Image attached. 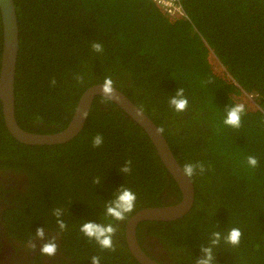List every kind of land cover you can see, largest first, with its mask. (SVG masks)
<instances>
[{
  "label": "trees",
  "instance_id": "obj_1",
  "mask_svg": "<svg viewBox=\"0 0 264 264\" xmlns=\"http://www.w3.org/2000/svg\"><path fill=\"white\" fill-rule=\"evenodd\" d=\"M14 2L18 125L35 134L62 131L82 93L110 76L117 90L164 129L180 166L203 162L208 169L191 179L189 213L174 222L140 223L139 241L146 227L174 248L178 264H195L213 232L224 235L238 227L239 246L222 240L213 249L214 264H264V0H180L188 18L177 21L151 0ZM93 42L102 44L103 52H93ZM2 47L0 16V63ZM212 62L221 67L219 73ZM77 74L84 76L82 85ZM178 88L189 101L183 113L168 103ZM242 94L252 96L258 108L244 107L241 127L234 129L223 121ZM97 134L104 143L93 148ZM248 156L257 158L256 168L247 165ZM127 160L132 172L124 175L119 169ZM0 170L23 176L28 184L11 211L17 233L26 229L31 235L43 227L70 249L72 243L83 255L90 249L102 264H137L124 239L127 220L117 225L115 252L101 250L80 232L83 222L115 223L105 217L104 206L122 186L137 195L131 216L181 199L148 136L102 97L94 99L82 132L54 146H28L12 138L0 102ZM96 177L100 184H93ZM56 208L64 210V232L52 214Z\"/></svg>",
  "mask_w": 264,
  "mask_h": 264
},
{
  "label": "water",
  "instance_id": "obj_2",
  "mask_svg": "<svg viewBox=\"0 0 264 264\" xmlns=\"http://www.w3.org/2000/svg\"><path fill=\"white\" fill-rule=\"evenodd\" d=\"M0 16L3 33V47L0 63V102L6 129L12 138L28 146L62 145L76 138L83 130L87 118L82 119V113L91 109L95 98L102 96V84H97L85 90L76 106L71 121L62 131L54 134H35L22 129L15 118V74L19 50V26L14 0H0ZM116 89V88H115ZM128 118L136 123L148 136L154 146L157 156L175 180L181 192L179 202L161 207L142 209L133 214L125 224V238L130 254L139 264H158L148 258L141 250L137 240V227L142 222H172L186 216L194 203V187L181 171V166L173 155L164 135L158 132V127L143 112L137 115L138 108L121 91H115L111 100Z\"/></svg>",
  "mask_w": 264,
  "mask_h": 264
},
{
  "label": "clouds",
  "instance_id": "obj_3",
  "mask_svg": "<svg viewBox=\"0 0 264 264\" xmlns=\"http://www.w3.org/2000/svg\"><path fill=\"white\" fill-rule=\"evenodd\" d=\"M92 51L95 53L103 52L102 44L98 42H93L91 45ZM74 79L78 84L84 83V76L77 74ZM52 86L56 85V80L53 78L50 81ZM102 102L111 101L115 97V85L110 76L105 77L102 82ZM169 106L177 113L185 112L189 107V101L185 95L184 88H178L174 95L169 98ZM245 114V108L243 105H235L227 109L226 118L223 123L226 126L238 129L241 127L242 116ZM138 116L143 115V109L137 111ZM88 113H82V119H86ZM163 133L164 129L159 128L157 130ZM104 143V137L101 134H97L92 138V147L99 148ZM247 165L250 168H256L258 166V160L255 156L247 157ZM208 169L203 162L197 163H184L181 166L182 174L190 181L197 174L203 175ZM119 171L124 175H129L132 172V161H125L124 165L119 169ZM101 178L96 177L93 179V184H100ZM137 195L134 191L126 186H122L115 198L108 202L105 207V217H110L113 222L108 223H96V222H83L80 226V232L89 241H94L101 250H107L111 252L116 251V244L114 237L119 231L118 224L129 219L131 214L136 208ZM53 216L56 218V224L60 232H64L68 225L62 219L64 215V210L61 208H56L53 210ZM242 231L238 227L231 228L227 234L222 235L221 232L216 231L211 234L210 242L208 246L201 247L200 252L202 255L195 261V264H214L215 256L213 249L217 247L223 240L226 244L232 247H238L241 241ZM36 241H41L40 244V255L46 257H54L58 251L57 238L52 237L46 239L45 228H38L32 239L27 242V247L32 251L37 248ZM91 264H101V257L92 256L90 258Z\"/></svg>",
  "mask_w": 264,
  "mask_h": 264
},
{
  "label": "flooded vegetation",
  "instance_id": "obj_4",
  "mask_svg": "<svg viewBox=\"0 0 264 264\" xmlns=\"http://www.w3.org/2000/svg\"><path fill=\"white\" fill-rule=\"evenodd\" d=\"M27 187L28 184L25 177L16 175L13 172H0V264H91L90 258L94 254L91 253L90 249L88 255H83L73 243V248L70 249L63 243L62 238L57 233H53L48 229H45L46 239L56 237L59 246L54 257L49 258L40 255L41 241H36L37 248L35 251L27 247V242L34 237L36 232L30 235L25 229L24 233H17L18 229L15 228L11 221V211L18 198L17 195L26 193ZM22 189H26V191ZM168 202L174 203V201ZM140 232L142 236L141 242L136 234L138 244L148 258L158 264H178L179 258L176 256L177 252L173 250L174 248L166 244L164 246L159 236L150 234L146 227H142ZM124 239L126 243L125 233ZM128 252L130 253L129 249ZM183 254L186 255L187 253L184 251ZM121 261L123 260L120 258L119 263ZM135 262L139 264L136 260Z\"/></svg>",
  "mask_w": 264,
  "mask_h": 264
},
{
  "label": "built area",
  "instance_id": "obj_5",
  "mask_svg": "<svg viewBox=\"0 0 264 264\" xmlns=\"http://www.w3.org/2000/svg\"><path fill=\"white\" fill-rule=\"evenodd\" d=\"M160 11L170 20L177 21L181 18H188L180 0H151Z\"/></svg>",
  "mask_w": 264,
  "mask_h": 264
},
{
  "label": "rangeland",
  "instance_id": "obj_6",
  "mask_svg": "<svg viewBox=\"0 0 264 264\" xmlns=\"http://www.w3.org/2000/svg\"><path fill=\"white\" fill-rule=\"evenodd\" d=\"M214 70L219 73L221 71V67L217 65V63L212 62ZM235 101L239 105H243L244 107L248 109H257L258 106L256 105L254 99L250 95L242 94L235 97Z\"/></svg>",
  "mask_w": 264,
  "mask_h": 264
},
{
  "label": "bare ground",
  "instance_id": "obj_7",
  "mask_svg": "<svg viewBox=\"0 0 264 264\" xmlns=\"http://www.w3.org/2000/svg\"><path fill=\"white\" fill-rule=\"evenodd\" d=\"M17 121V120H16Z\"/></svg>",
  "mask_w": 264,
  "mask_h": 264
}]
</instances>
